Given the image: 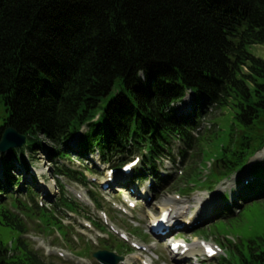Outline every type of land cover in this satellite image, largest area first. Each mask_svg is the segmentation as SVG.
<instances>
[{
    "label": "trees",
    "instance_id": "16d2710c",
    "mask_svg": "<svg viewBox=\"0 0 264 264\" xmlns=\"http://www.w3.org/2000/svg\"><path fill=\"white\" fill-rule=\"evenodd\" d=\"M252 45H264V0H0V139L12 127L26 141L0 153L5 184L15 183L13 172L28 171L25 152L44 151L56 184L75 179L98 210L89 182L59 163L71 159L65 149L75 137L78 159L95 153L118 168L136 156L133 179L162 184L159 161L171 157L172 144L185 158L207 110L231 106L237 137L216 145L211 174L222 180L246 171L240 201L264 198V161L257 159L264 151V59L248 52ZM186 97L191 109L182 111ZM193 172L184 177L189 184ZM62 191L45 211L31 191L25 205L0 184L23 217L47 220L57 207L77 210ZM0 217L24 232L1 201ZM235 249L225 262L264 264L251 242ZM0 264L55 263L20 238L11 249L0 244Z\"/></svg>",
    "mask_w": 264,
    "mask_h": 264
},
{
    "label": "rangeland",
    "instance_id": "374dc122",
    "mask_svg": "<svg viewBox=\"0 0 264 264\" xmlns=\"http://www.w3.org/2000/svg\"><path fill=\"white\" fill-rule=\"evenodd\" d=\"M248 52L264 59V45L249 46ZM179 108L191 109L190 100L186 98L184 105ZM4 112L0 103V124ZM234 124L231 106L212 108L201 120L193 152L187 153L185 158L181 157L177 152L179 145L175 142L176 145L172 144L171 157L159 161L158 175L165 182L161 181L160 184L154 179L146 178L141 184L132 183L128 180V175L120 173L121 169L113 167L114 182L108 184L105 190L102 185L108 179L110 168L102 164L95 153H84V157L78 159V138L75 137L65 149L71 159L59 160V163L73 170L74 177L82 174L86 182L90 181L88 190L94 192L100 208L98 210L89 201L87 188H83L75 179L71 181L60 177L56 184L53 165L49 163L44 151L37 150L35 155L25 152L29 169L26 172H13L15 183L11 186L5 184L0 166V184L7 187L8 193L14 194L17 201L28 205L25 195L31 191L35 202L48 211L50 202H56L58 197H62V187L64 196L76 202L77 210L73 212L57 207V219L53 217L55 220L40 219L32 215V212L23 217L2 194L0 201L5 203L10 214L19 219L17 220L22 224L24 232L20 235L17 229L5 225L0 217V244L11 249L21 238L28 248L55 264H99L92 257L99 250L114 252L124 257L128 264H193L196 261L197 264H229L223 258L231 261L232 255H237L235 247L246 251L250 242L252 247L264 252V198L244 203L240 201L238 193L243 187V181L247 180V172L235 173L222 180L211 174L212 160L217 155L216 145L219 148L222 144H228L230 134L237 137L232 131ZM237 128L235 124L234 130L237 131ZM45 143L53 148L48 142ZM206 144L210 146L207 147ZM207 149L211 150L203 152ZM257 159L264 161V154L260 153ZM250 161L252 163L257 160L252 158ZM16 165L22 167L19 162ZM193 168V174L197 173L194 176L196 180L189 185L184 177ZM77 194L81 195L80 198ZM224 194L234 200L224 203L221 201ZM172 201L178 206L186 207L181 216H175L182 226L180 229L170 228L164 237H154L150 232L151 224L159 216L161 208ZM130 203L133 205L130 206ZM185 222L188 223L184 225ZM59 223L62 225H58ZM120 234H125L128 242L119 238ZM168 240H183L188 245H215L217 255L209 260L204 259L199 248L198 254H189L186 258L174 257L166 245ZM131 243L142 245L144 250L133 249ZM177 258L181 260L177 262Z\"/></svg>",
    "mask_w": 264,
    "mask_h": 264
},
{
    "label": "water",
    "instance_id": "95a60500",
    "mask_svg": "<svg viewBox=\"0 0 264 264\" xmlns=\"http://www.w3.org/2000/svg\"><path fill=\"white\" fill-rule=\"evenodd\" d=\"M25 142L23 135L17 133L12 127H8L3 131L0 139V153L21 148ZM92 256L99 264H120L124 260L123 257L105 250L94 252Z\"/></svg>",
    "mask_w": 264,
    "mask_h": 264
},
{
    "label": "bare ground",
    "instance_id": "6f19581e",
    "mask_svg": "<svg viewBox=\"0 0 264 264\" xmlns=\"http://www.w3.org/2000/svg\"><path fill=\"white\" fill-rule=\"evenodd\" d=\"M263 153H264V151H263ZM257 157H259V154H258V156ZM171 203V204H170ZM184 208H186V207H184V206H178L174 201H172V202H168L167 203V206L165 207V208H161L162 210H161V212L160 213H163L164 212V214L165 215H167L166 217H167V221H171V220H173V218H174V216H181V214L183 213L182 211H184ZM154 219V218H153ZM186 221V220H185ZM171 223V222H170ZM185 223H188V222H185ZM176 243H179V244H184V245H186V250H185V254H186V256H188L189 254H194V253H200L199 251H198V249L199 248H201L200 247V244H192V245H187L184 241H182V240H179V241H175V240H170L169 241V243L168 244H176ZM169 247V246H168ZM200 251L201 252H204L203 250H201L200 249ZM178 260H176L177 262H179L180 260H181V258H177ZM125 264H128L127 262H125Z\"/></svg>",
    "mask_w": 264,
    "mask_h": 264
}]
</instances>
